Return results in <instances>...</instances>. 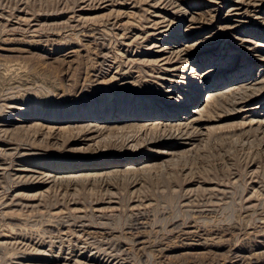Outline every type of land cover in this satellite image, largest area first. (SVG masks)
Instances as JSON below:
<instances>
[{
    "label": "rangeland",
    "instance_id": "rangeland-1",
    "mask_svg": "<svg viewBox=\"0 0 264 264\" xmlns=\"http://www.w3.org/2000/svg\"><path fill=\"white\" fill-rule=\"evenodd\" d=\"M89 1L0 0V264H264V0Z\"/></svg>",
    "mask_w": 264,
    "mask_h": 264
},
{
    "label": "bare ground",
    "instance_id": "bare-ground-1",
    "mask_svg": "<svg viewBox=\"0 0 264 264\" xmlns=\"http://www.w3.org/2000/svg\"><path fill=\"white\" fill-rule=\"evenodd\" d=\"M91 1V0H90ZM89 1V2H90ZM95 1V0H94ZM101 1V0H100ZM99 1V2H100ZM116 1V0H115ZM167 1H169V0H167ZM241 1V0H240ZM251 1V0H250ZM82 2V1H81ZM80 2V3H81ZM99 2H98V4H99ZM119 2H120V0H119ZM124 2H125V0H124ZM124 2H122V3H124ZM129 2V1H128ZM144 2V1H143ZM143 2H142V4H143ZM147 2V1H146ZM155 2H157V1H155ZM154 2V3H155ZM162 2H164V1H162ZM213 2V1H212ZM238 2V1H237ZM252 2H259V1H257V0H253ZM97 3V2H96ZM132 3V2H131ZM153 2H151V4H152ZM244 3V2H243ZM1 4V3H0ZM23 4V3H22ZM88 4V3H87ZM95 4V3H94ZM93 4V5H94ZM98 4H97V7H98ZM111 4V3H110ZM217 4V3H216ZM234 4V3H233ZM238 4V3H237ZM241 4V3H240ZM246 4H249V2L248 3H246ZM253 4V3H252ZM90 5V4H89ZM92 5V4H91ZM101 5V4H100ZM116 5V4H115ZM154 5V4H153ZM156 5V4H155ZM167 6H168V4H166ZM171 5V4H170ZM239 5V4H238ZM257 5V4H256ZM88 6V5H87ZM105 6V5H104ZM107 6V5H106ZM150 6V5H149ZM156 6H158V5H156ZM160 6V5H159ZM245 6V5H244ZM91 7H93V6H91ZM150 7H152V10H153V6L151 5ZM164 7V6H163ZM166 7V6H165ZM173 7V6H172ZM179 7V6H178ZM247 7V6H246ZM251 7H252V5H251ZM254 7V6H253ZM176 8V7H175ZM180 8V7H179ZM104 9V8H103ZM107 9V8H106ZM157 9H159V8H157ZM166 9V8H165ZM168 9V8H167ZM174 9V8H173ZM253 9V8H252ZM80 10V9H79ZM162 10H164V9H162ZM245 10V9H244ZM155 11V10H154ZM166 12V11H165ZM152 13V12H151ZM173 14V13H172ZM175 14V13H174ZM236 14V13H235ZM242 14V13H241ZM157 15V14H156ZM186 15V14H185ZM184 15V16H185ZM240 15V14H239ZM116 16V15H115ZM118 16L120 17V15L118 14ZM188 16V15H187ZM162 17V16H161ZM185 18V17H184ZM119 19V18H118ZM157 19V18H156ZM109 20V19H108ZM116 20V19H115ZM114 20V21H115ZM190 20H194V19H191V17H190V19H189V21ZM103 21V20H102ZM78 22H79V20H78ZM119 22V21H118ZM121 22V21H120ZM158 22V21H157ZM159 22H162V21H159ZM165 22V21H164ZM166 22H168V21H166ZM170 22V21H169ZM80 23V22H79ZM114 23V22H113ZM153 23V22H152ZM190 23H192L191 21H190ZM151 24V23H150ZM161 25L162 24H164V23H160ZM166 24V23H165ZM189 24V23H188ZM153 25V24H152ZM186 25V24H185ZM171 26V25H170ZM188 26H190V25H188ZM231 26V25H230ZM160 27V26H159ZM158 27V28H159ZM186 27V26H185ZM152 28H154L153 26H152ZM161 28V27H160ZM191 28V27H190ZM189 28V29H190ZM20 29V28H19ZM166 29V28H165ZM153 31V30H152ZM160 31H161V29H160ZM158 32V31H157ZM164 32H165V30H164ZM162 33H163V30H162ZM161 33V34H162ZM157 35V34H156ZM160 35V34H159ZM161 36V35H160ZM163 39V38H162ZM169 45V44H168ZM162 48L164 47V46H161ZM186 47V46H185ZM158 48H159V46H158ZM168 49V48H167ZM177 50H175V47H173L170 51H168V52H170L169 54L170 55H176L177 57H180L181 55L183 56V54L187 51L186 49L187 48H179L178 49V47L176 48ZM173 50V51H172ZM175 50V51H174ZM165 51H167L166 49H165ZM162 52H164V51H162ZM161 52V53H162ZM167 53V52H166ZM159 55V54H158ZM162 57V56H161ZM172 58V57H171ZM171 58H170V60H171ZM162 59V58H161ZM178 59V58H177ZM165 60V59H164ZM174 61V60H173ZM185 61V60H184ZM157 62H158V59H157ZM157 62H155V63H157ZM161 62V61H160ZM163 62V61H162ZM159 63V62H158ZM157 63V64H158ZM172 64H173V62H171ZM175 63H178V62H175ZM160 65V64H159ZM163 65V64H162ZM165 65H167V64H165ZM170 66H171V64H170ZM156 67H158V66H156ZM159 68V67H158ZM160 68H162V67H160ZM173 69H176V67H174ZM173 69H171V70H173ZM169 70V69H168ZM178 70H179V68H178ZM162 71V70H161ZM175 71V70H174ZM166 72V71H165ZM172 72V71H171ZM178 72V71H177ZM169 73V72H168ZM165 75V74H164ZM167 76V75H166ZM172 76H175V75H172ZM177 76V75H176ZM165 77V76H164ZM165 79V78H164ZM169 79V78H168ZM171 82V81H170ZM174 83V82H173ZM209 97V96H208ZM211 97H212V95H211ZM202 108V107H201ZM202 111H203V109H197V110H195L194 112H195V115L197 114H199V113H202ZM162 117H164V116H162ZM198 118H200V117H198ZM120 119V118H119ZM164 118H162V120L161 119H157V120H160L159 122H157V123H155L154 124V120L153 121H151V122H149L148 124H146V125H144L143 126V124H142V126H143V128L144 127H146V126H148V125H151L150 127H155V125H157V127L159 128V126H161V127H163V128H169L170 127V125L172 124V123H168V122H164V120H163ZM177 119V122H173V123H177V127H176V130L174 131V133H178L181 129H187V128H189V127H191V126H194V125H196L197 124V122H199V120L198 119H195V117H192V115H190V116H188V117H186V118H176ZM6 121V120H5ZM104 121V120H103ZM107 122V121H106ZM106 124V123H105ZM4 125V124H3ZM87 125V124H86ZM91 126H92V124H91ZM91 126H90V128H91ZM93 126H95V125H93ZM173 126V125H172ZM175 126V125H174ZM82 127V126H81ZM149 127V128H150ZM194 128V127H193ZM16 129V128H15ZM84 129V128H83ZM99 129H100V127H99ZM148 129V128H147ZM153 129H155V128H153ZM42 130V129H41ZM95 130V129H94ZM102 130V127H101V129L100 130H97V131H101ZM150 130V129H149ZM171 130H173V129H171ZM4 131V130H3ZM85 131V130H84ZM96 130H95V132H97ZM140 131H141V129H140ZM142 132V131H141ZM4 133V132H3ZM173 133V132H172ZM181 133H182V131H181ZM184 133H185V131H184ZM89 134V133H88ZM99 134V133H98ZM183 134V133H182ZM179 135V134H178ZM84 136V135H83ZM175 136V135H174ZM93 139V138H92ZM182 140V139H181ZM87 141V140H86ZM89 141V140H88ZM136 143H137V141H136ZM131 146V145H130ZM135 148V147H134ZM133 148V149H134ZM137 148V147H136ZM175 148V147H174ZM172 154V153H171ZM20 168V167H19ZM23 169V168H22ZM12 170V169H11ZM17 170V169H16ZM21 170V169H20ZM25 171H27V169H24ZM15 171V170H14ZM22 171V170H21ZM16 172V171H15ZM14 173V172H13ZM20 174V173H19ZM32 174H33V172H32ZM35 174V173H34ZM39 174V173H38ZM13 175V174H12ZM37 175V174H36ZM50 175V174H49ZM15 176V175H14ZM33 176V175H32ZM29 177V176H28ZM31 177V176H30ZM23 178V177H22ZM50 178V177H49ZM17 179V178H16ZM20 179H21V177H20ZM33 179V178H32ZM38 179H40V176H39V178ZM43 179V178H42ZM27 181V180H26ZM45 181V180H44ZM43 182V181H42ZM41 183V182H40ZM51 183V182H50ZM54 183V182H53ZM46 184H48V183H46ZM113 202V201H112ZM111 211V210H110ZM138 219V218H137ZM137 222V221H136ZM135 227V226H134ZM132 229V228H131ZM75 233V232H74ZM66 239V238H65ZM27 246V245H26ZM31 248H33V247H31ZM110 254V253H109ZM76 260V259H75ZM21 262V261H20ZM103 263H105V262H103ZM108 263V262H107ZM109 264V263H108Z\"/></svg>",
    "mask_w": 264,
    "mask_h": 264
}]
</instances>
